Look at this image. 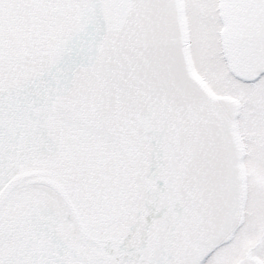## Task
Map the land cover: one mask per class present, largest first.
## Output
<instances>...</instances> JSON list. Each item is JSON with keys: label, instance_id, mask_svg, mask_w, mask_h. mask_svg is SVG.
Masks as SVG:
<instances>
[{"label": "snow or ice", "instance_id": "6c2138e0", "mask_svg": "<svg viewBox=\"0 0 264 264\" xmlns=\"http://www.w3.org/2000/svg\"><path fill=\"white\" fill-rule=\"evenodd\" d=\"M0 264H264V0H0Z\"/></svg>", "mask_w": 264, "mask_h": 264}]
</instances>
